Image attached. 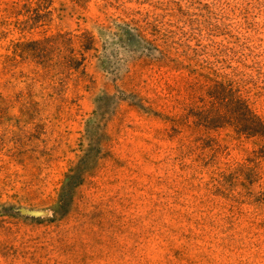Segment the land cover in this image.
I'll return each instance as SVG.
<instances>
[{
  "label": "rangeland",
  "instance_id": "obj_1",
  "mask_svg": "<svg viewBox=\"0 0 264 264\" xmlns=\"http://www.w3.org/2000/svg\"><path fill=\"white\" fill-rule=\"evenodd\" d=\"M214 72L264 122V0H0V264H264Z\"/></svg>",
  "mask_w": 264,
  "mask_h": 264
},
{
  "label": "trees",
  "instance_id": "obj_2",
  "mask_svg": "<svg viewBox=\"0 0 264 264\" xmlns=\"http://www.w3.org/2000/svg\"><path fill=\"white\" fill-rule=\"evenodd\" d=\"M214 73L221 80L208 79L210 84L206 88L205 97L208 98L212 110L210 113L220 119L235 121L240 133L247 138L257 137L264 141V122L251 110L248 100L234 88L232 80H226L225 76ZM221 109L224 110V115L220 114Z\"/></svg>",
  "mask_w": 264,
  "mask_h": 264
}]
</instances>
